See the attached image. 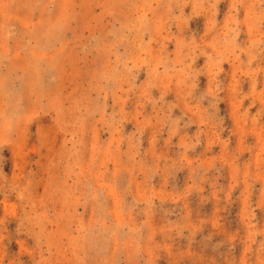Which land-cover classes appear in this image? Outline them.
I'll return each mask as SVG.
<instances>
[{
	"label": "rangeland",
	"instance_id": "obj_1",
	"mask_svg": "<svg viewBox=\"0 0 264 264\" xmlns=\"http://www.w3.org/2000/svg\"><path fill=\"white\" fill-rule=\"evenodd\" d=\"M0 264H264V0H0Z\"/></svg>",
	"mask_w": 264,
	"mask_h": 264
}]
</instances>
